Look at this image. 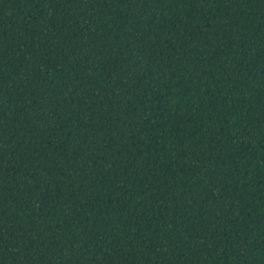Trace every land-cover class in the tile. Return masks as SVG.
<instances>
[{
  "label": "trees",
  "instance_id": "1",
  "mask_svg": "<svg viewBox=\"0 0 264 264\" xmlns=\"http://www.w3.org/2000/svg\"><path fill=\"white\" fill-rule=\"evenodd\" d=\"M0 264H264V0H0Z\"/></svg>",
  "mask_w": 264,
  "mask_h": 264
}]
</instances>
